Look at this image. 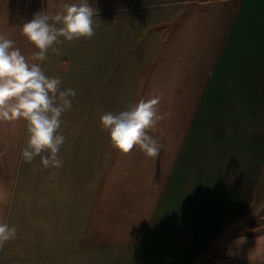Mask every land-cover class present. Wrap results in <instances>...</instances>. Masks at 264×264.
<instances>
[{"label": "crops", "instance_id": "crops-1", "mask_svg": "<svg viewBox=\"0 0 264 264\" xmlns=\"http://www.w3.org/2000/svg\"><path fill=\"white\" fill-rule=\"evenodd\" d=\"M79 2L0 0V34L76 93L60 168L23 161L26 122L0 121V222L17 229L0 264H264V232L215 248L264 216V0H88L94 36L33 61L23 24ZM154 96L159 156L121 154L100 117Z\"/></svg>", "mask_w": 264, "mask_h": 264}, {"label": "clouds", "instance_id": "clouds-1", "mask_svg": "<svg viewBox=\"0 0 264 264\" xmlns=\"http://www.w3.org/2000/svg\"><path fill=\"white\" fill-rule=\"evenodd\" d=\"M97 15V9L88 0L64 3L62 11L55 15L36 12L22 26V34L39 50L33 54V61L46 60L49 49L59 54L54 44L94 36ZM60 85L58 77L47 76L38 63H28L15 47V41L0 34V121L26 122L27 137L21 158L31 163L39 156L43 168L63 166L59 153L66 137L61 131V117L71 110L70 97L76 93L74 89L61 91ZM160 100V96L141 99L119 114L108 112L100 117L101 130L107 131L115 150L128 154L138 147L146 158L159 156L162 145L149 131L164 119L158 109ZM16 234L14 225L0 222V249ZM244 239L241 237L238 242L243 243Z\"/></svg>", "mask_w": 264, "mask_h": 264}, {"label": "rangeland", "instance_id": "rangeland-1", "mask_svg": "<svg viewBox=\"0 0 264 264\" xmlns=\"http://www.w3.org/2000/svg\"><path fill=\"white\" fill-rule=\"evenodd\" d=\"M251 218H253V217H250L249 219L245 220L243 222V224L240 223L242 225L238 224V225L231 226L228 229V231L225 232V234H223V236H222L223 238L216 243L215 248L218 246L219 242L224 241V239L227 238V236L230 237L232 234L237 235L238 233H236V234H234V233L237 232L238 229L240 230V228L248 229L251 232H253V230H255L258 232L257 234L263 233L264 232V216L261 214L259 216H257V218L260 220L259 221L260 224H251V222L249 221V220H251ZM234 230H236V231H234ZM254 234L257 235L256 232ZM255 235H253V236H255Z\"/></svg>", "mask_w": 264, "mask_h": 264}, {"label": "trees", "instance_id": "trees-1", "mask_svg": "<svg viewBox=\"0 0 264 264\" xmlns=\"http://www.w3.org/2000/svg\"><path fill=\"white\" fill-rule=\"evenodd\" d=\"M219 259L218 255L212 256L208 260H206L203 264H214Z\"/></svg>", "mask_w": 264, "mask_h": 264}]
</instances>
